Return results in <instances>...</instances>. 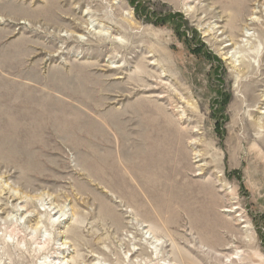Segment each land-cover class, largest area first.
<instances>
[{
	"label": "rangeland",
	"instance_id": "374dc122",
	"mask_svg": "<svg viewBox=\"0 0 264 264\" xmlns=\"http://www.w3.org/2000/svg\"><path fill=\"white\" fill-rule=\"evenodd\" d=\"M0 86V264H264V0H0Z\"/></svg>",
	"mask_w": 264,
	"mask_h": 264
},
{
	"label": "bare ground",
	"instance_id": "6f19581e",
	"mask_svg": "<svg viewBox=\"0 0 264 264\" xmlns=\"http://www.w3.org/2000/svg\"><path fill=\"white\" fill-rule=\"evenodd\" d=\"M78 28V27H77ZM80 29V28H79ZM78 30V29H77ZM214 35V34H213ZM228 42H230V43H235V40H234V38L232 37V36H230L229 37V41ZM230 46H233V45H228V46H226L225 47V49H227V48H229ZM105 50H106V52L108 51V49L106 48V47H103ZM224 49V50H225ZM103 50V49H102ZM258 57V56H257ZM256 57V55L254 56V59H256V62L258 63V65L257 66H255L254 64H252L251 62H248L247 64H248V70L249 71H253V72H256V71H258V68H260V64H261V62H262V60H260L259 58H257ZM235 57H233L232 59H234ZM153 60V59H152ZM14 63V62H13ZM12 63V64H13ZM154 63V62H153ZM156 63V62H155ZM236 64V63H235ZM244 64H245V62L244 61H242L241 62V66H244ZM14 65V64H13ZM149 65V64H148ZM150 65H152L151 67H153V69H154V67H155V65L154 64H150ZM149 65V66H150ZM9 66V65H8ZM11 66V65H10ZM252 73V72H251ZM154 79H156V78H154ZM159 79V78H158ZM4 80V79H3ZM22 83V82H21ZM39 83V82H38ZM155 83V85L156 86H160V85H163V82L161 81H158L157 79H156V82H154ZM5 84V83H4ZM25 84V83H24ZM251 84H253V83H250V85ZM9 86V85H8ZM1 87V86H0ZM13 87H16V85H15V83L13 84ZM12 87V83H10V86L9 87H6L5 88V90H1L3 93H5V94H11L12 92H14L15 90L17 91V90H19L20 92H23V93H25L24 92V87H23V85L22 84H18V87L15 89V88H13ZM26 87V86H25ZM1 89V88H0ZM3 89V88H2ZM15 89V90H14ZM146 89H148V88H146ZM149 92V91H148ZM15 93V92H14ZM27 93H28V91H27ZM26 93V94H27ZM35 93V92H34ZM15 96H16V94H15ZM25 96V95H24ZM36 96V95H35ZM39 96V95H38ZM44 96H47V94L46 93H43L42 92V94H40V97L41 98H44ZM160 96L161 95H159L158 97H159V99H162V98H160ZM250 96V95H249ZM48 97V100L47 101H49V98H50V95H48L47 96ZM51 97H54L53 95H51ZM251 97H253L252 95H251ZM3 98V97H2ZM29 98H31V97H29ZM56 98H58V97H56ZM32 99V98H31ZM29 100V99H28ZM40 101V98H37L36 100H34L33 99V101L32 102H29V104L30 105H35L36 104V102H39ZM27 102V101H26ZM46 101H42V102H40L39 104H40V106L42 107L43 105H44V103H45ZM64 102V101H63ZM264 102V101H263ZM54 103H56V101H55V99H51L50 101H49V104H51V105H53ZM65 104V103H64ZM258 104V103H257ZM46 105V104H45ZM263 105H264V103H263ZM49 106V105H48ZM35 108V107H34ZM47 108H49V107H47ZM33 109V108H32ZM60 110V109H59ZM55 111H57V110H55ZM74 111V110H73ZM32 112V111H31ZM60 112H61V110H60ZM35 113V112H34ZM59 113V112H58ZM60 114V113H59ZM262 114H264V112L262 113ZM69 115V114H68ZM67 115V116H68ZM69 117V116H68ZM153 120H154V125L156 124V126H157V124L160 126V127H162V128H165V129H167V131H170V127L168 126V121H167V119L165 118V117H163L162 116V114L161 115H159V117H158V114H156L155 112H154V114H153ZM68 119V118H67ZM55 120V119H54ZM63 120V119H62ZM62 120H61V122H62ZM66 120V119H65ZM64 121V120H63ZM69 121V120H68ZM68 123H70V122H67L65 125H67ZM65 125H64V127H65ZM254 125V124H253ZM251 126V125H250ZM69 126L67 125V128H68ZM250 128H252V127H250ZM49 129V128H48ZM62 129V128H61ZM253 129V128H252ZM255 129V128H254ZM254 129H253V131H254ZM64 130V132H62V133H65V132H67V130L64 128L63 129ZM80 130H82L80 127H74V125H71V128H69V130H68V134H76V135H78L79 137H77L78 139H80V138H82V139H84V140H88V135H87V133L85 134V135H81L82 134V132L80 131ZM16 131V130H15ZM22 131H24L25 133H26V135H28V136H30L32 133H37V131H36V128H34V127H30V128H25L24 130H22ZM165 132V131H164ZM47 134V133H46ZM66 134V133H65ZM88 134H89V139L91 140L92 139V137H91V135H92V133H89L88 132ZM52 135V134H51ZM101 135H103V134H101ZM63 136V135H62ZM67 137V136H66ZM65 136H64V138H66ZM50 138V137H49ZM63 138V137H62ZM35 139V137L33 138V137H31V138H29V140H34ZM5 140V139H4ZM47 140V139H46ZM7 142V141H6ZM49 142V141H48ZM141 142V141H140ZM263 142H264V138H263ZM52 143V142H51ZM137 155V157H138V153H134L133 155H132V157H134V156H136ZM18 159V158H17ZM109 159H111V160H108V159H105V161H104V165H106V167H109V165H110V169H111V173L113 174V175H115V176H117L118 178H119V180H121L122 182H124V183H126V175H124V170H126V169H129V170H131V171H133L134 170V173H135V171L137 170L138 171V169L140 168V166H139V164L138 163H132V164H126V161H124V160H122V159H119L118 160V158H116L115 156L113 157V156H110V158ZM121 160V161H120ZM10 161V160H9ZM125 163H124V162ZM103 165V166H104ZM35 205V204H34ZM10 212V211H9ZM99 214V213H98ZM29 217V216H28ZM48 217V216H47ZM9 219V218H8ZM6 220V219H5ZM81 221V220H80ZM3 222V221H2ZM159 226V225H158ZM18 230V229H17ZM19 231V230H18ZM158 232V231H157ZM159 235V234H158ZM158 245H159V243H158ZM44 246V245H43ZM165 250V249H164ZM229 249H226L225 251H228ZM232 249H230L229 251H231ZM231 253V252H230ZM43 256V255H42ZM154 258H156V257H154ZM219 258V257H218ZM37 259V258H36ZM232 259V258H231ZM234 259V258H233ZM236 260V259H235ZM39 261V260H38ZM50 261H52V260H50ZM88 263V262H87ZM187 263V262H186Z\"/></svg>",
	"mask_w": 264,
	"mask_h": 264
}]
</instances>
